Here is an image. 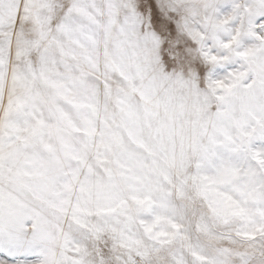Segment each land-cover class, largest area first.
<instances>
[{
  "label": "snow or ice",
  "instance_id": "obj_1",
  "mask_svg": "<svg viewBox=\"0 0 264 264\" xmlns=\"http://www.w3.org/2000/svg\"><path fill=\"white\" fill-rule=\"evenodd\" d=\"M0 264H264V0H0Z\"/></svg>",
  "mask_w": 264,
  "mask_h": 264
}]
</instances>
